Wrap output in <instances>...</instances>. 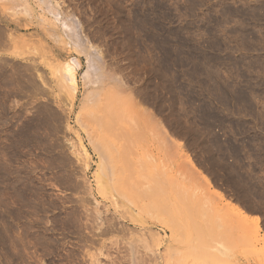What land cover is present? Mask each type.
Segmentation results:
<instances>
[{"label":"rangeland","instance_id":"1","mask_svg":"<svg viewBox=\"0 0 264 264\" xmlns=\"http://www.w3.org/2000/svg\"><path fill=\"white\" fill-rule=\"evenodd\" d=\"M0 264H264V0H0Z\"/></svg>","mask_w":264,"mask_h":264},{"label":"bare ground","instance_id":"2","mask_svg":"<svg viewBox=\"0 0 264 264\" xmlns=\"http://www.w3.org/2000/svg\"><path fill=\"white\" fill-rule=\"evenodd\" d=\"M78 65L79 64H77L76 65V63H67L65 66H63L62 65V68L63 69H61V71H63V75H64V78H66L65 79V82H66V80H67V82L68 83H70L69 85L71 86V89H73L74 91H75V89H76V86H77V80H76V70H77V67H78ZM60 74V73H59ZM62 78V77H61ZM63 81V80H62ZM61 84V83H60ZM62 86H65V85H62ZM70 91V90H69ZM68 91V92H69ZM73 92V91H72ZM72 92H70V93H72ZM72 94H74V92L72 93ZM111 94V95H110ZM109 95H105L106 97L105 98H102V100L103 99H105L103 102H101V104L103 103L104 105H102L103 107H101L100 108V110L98 109V111L97 112H99V111H101V114H99V113H97V114H99L100 116L99 117H101V119H100V121H99V119H98V117L95 115V118L93 119V120H97V124L94 122V124L98 127V128H100V140H101V144L103 145V146H105L107 149H108V151L110 150L112 153V155L113 156H110L111 157V159H113V162L115 163V165L114 166H116V164H117V168H118V164L125 158V152L124 151H122L124 148H122V150H120V151H118L117 153L115 152L116 151V149L115 148H113L114 147V145L117 143V141L119 140V139H117V138H119V136L118 135H120V137H121V134H118L119 132H118V129H120L121 128V126L123 125V123L125 122L124 121V119L122 118V114H121V112H122V106H121V102L118 100V99H116V98H119L118 96L117 97H114L112 94L113 93H110ZM117 94V93H116ZM72 96V95H71ZM73 97V96H72ZM66 98H69V97H66ZM101 100V101H102ZM126 100V99H125ZM127 102H129L128 100H126ZM126 101H125V104H128V103H126ZM97 102H99V101H97ZM95 103V102H94ZM124 103V102H123ZM94 105V104H93ZM97 105V104H96ZM96 105H94L93 107H95ZM98 106H100V105H98ZM92 107V108H93ZM97 107V106H96ZM98 108V107H97ZM97 108H96V110H97ZM92 110V109H91ZM128 110V109H127ZM131 110V109H130ZM129 114V113H128ZM92 117V116H91ZM97 117V118H96ZM124 117V116H123ZM121 124V125H120ZM127 125V124H126ZM97 127H96V129H97ZM119 127V128H118ZM126 127V126H125ZM124 128V127H123ZM132 129V128H131ZM99 131V130H98ZM97 131V132H98ZM119 131H121V129L119 130ZM122 132V131H121ZM99 133V132H98ZM123 133V132H122ZM117 134V135H116ZM98 135V134H97ZM136 135V134H135ZM118 136V137H117ZM97 137V136H96ZM123 137V136H122ZM121 137V138H122ZM98 138V137H97ZM110 138H113L111 141L113 142V140H114V138L115 139H117V141H116V143L114 142V144L113 143H110L111 141H109V139ZM130 141V140H129ZM122 142V141H121ZM123 144V143H122ZM98 146L100 147V145L98 144ZM126 146V145H125ZM96 147H97V145H96ZM105 147H104V149H105ZM121 148V147H120ZM131 148V147H130ZM114 149H115V151H114ZM125 150V149H124ZM100 151V150H99ZM109 151V152H110ZM102 152V151H101ZM106 152H107V150H106ZM127 152V151H126ZM131 152H133V151H131ZM130 152V153H131ZM107 156H108V153L106 154ZM110 155V154H109ZM128 159H129V157H128ZM110 160V159H109ZM111 161V160H110ZM120 161V162H119ZM125 161V160H124ZM123 161V162H124ZM127 161V160H126ZM130 161V160H129ZM126 163V162H125ZM129 163V162H128ZM119 165H121V164H119ZM127 165V164H126ZM121 167H123V166H121ZM113 168H116V167H113ZM112 168V169H113ZM116 171V170H115ZM114 173V172H113ZM120 175V174H119ZM98 176V175H97ZM130 176V175H129ZM124 177V176H123ZM123 177H120L121 178V180H123ZM126 177V176H125ZM124 177V178H125ZM126 180V179H125ZM128 181V180H127ZM118 183V182H117ZM122 184V183H121ZM120 184V185H121ZM125 184V183H124ZM128 186V185H127ZM119 187V186H118ZM121 187V186H120ZM124 188H125V186H124ZM123 188V189H124ZM117 189V188H116ZM128 189V188H127ZM111 192V191H110ZM136 192H138V191H136ZM110 194V193H109ZM143 194V193H142ZM122 195V194H121ZM136 195V194H135ZM135 197V196H134Z\"/></svg>","mask_w":264,"mask_h":264}]
</instances>
